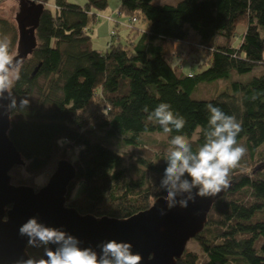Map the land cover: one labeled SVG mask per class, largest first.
Returning a JSON list of instances; mask_svg holds the SVG:
<instances>
[{"label": "trees", "instance_id": "16d2710c", "mask_svg": "<svg viewBox=\"0 0 264 264\" xmlns=\"http://www.w3.org/2000/svg\"><path fill=\"white\" fill-rule=\"evenodd\" d=\"M37 1L44 10L36 46L11 88L17 104L29 99L26 108L10 111L8 137L23 160L9 171L11 182L38 190L42 186L35 180L49 178L65 159L75 168L67 206L97 218H128L167 193L162 181L173 136H185L194 153L203 145L206 105L212 104L240 123L236 140L246 153L230 172V189L212 206L202 232L189 241L199 252L186 246L176 264H264V0H181L174 5L121 0L118 14L129 18L124 27L135 30L130 19H136L146 28L133 43L129 36L120 40L113 28L109 37L117 39L105 51L91 48L85 30L91 19H99L92 9H105L107 0H87L82 6L54 0L51 7ZM239 24L245 30L234 47ZM4 35L13 55L16 24L0 15ZM218 81H227L230 93H218ZM201 86L214 91L209 98L194 99L192 92ZM160 103L184 118L181 131L164 133L149 119ZM147 134L166 140L150 144L143 141ZM102 138H110L117 151L99 144ZM128 146L140 147L138 155L120 153ZM252 160L258 166L243 171ZM26 251L39 259L44 248L28 245Z\"/></svg>", "mask_w": 264, "mask_h": 264}, {"label": "water", "instance_id": "95a60500", "mask_svg": "<svg viewBox=\"0 0 264 264\" xmlns=\"http://www.w3.org/2000/svg\"><path fill=\"white\" fill-rule=\"evenodd\" d=\"M17 1L14 16L17 42L12 56L19 61L20 67L35 49V30L44 4L37 0ZM9 103L5 93V98L0 100V264H17L29 258L27 237L19 234V228L30 218L68 232L80 240L78 246L81 249L91 248L98 256L103 242L116 240L131 244L133 253L141 257L140 264H176L187 243L204 229L214 203L231 187L229 182L227 188L207 198L197 196V189L177 191L171 210L164 200L166 193L150 208L124 219L80 214L74 207L66 205L67 187L75 178V168L68 160L58 161L47 183L38 190L11 184L9 171L22 166L23 160L8 137ZM189 196L194 197L195 202L188 200ZM182 201H187V208H181ZM161 211L165 213L162 216ZM50 247L54 250L55 246Z\"/></svg>", "mask_w": 264, "mask_h": 264}, {"label": "clouds", "instance_id": "9594fccd", "mask_svg": "<svg viewBox=\"0 0 264 264\" xmlns=\"http://www.w3.org/2000/svg\"><path fill=\"white\" fill-rule=\"evenodd\" d=\"M103 16V15H99ZM11 41L8 36H0V100L5 93L10 100L8 111L24 109L29 99L19 100L12 95L11 88L19 79V61L9 51ZM209 112L208 128L205 130V142L193 152L187 138L175 135L170 140L167 150V167L162 185L166 187L164 200L171 210L177 191L191 192L197 189L196 195L201 198L214 197L229 186V176L246 153V148L237 145L236 137L241 132V125L233 116L226 115L212 104L206 105ZM148 112L149 109H143ZM150 120L158 122L164 133L173 130L179 132L184 128L185 120L174 114L171 105L160 103L149 114ZM187 174L188 178H184ZM190 178V179H189ZM195 202V198L188 197ZM181 208H187V201L181 202ZM164 211L160 215H164ZM19 234L27 237V244L32 247H43V257H29L17 264H140L141 257L133 253L132 245L126 242L108 240L100 245L98 256L91 248L81 249L80 240L68 232L56 227L45 226L30 218L19 228ZM55 246L54 250L53 247ZM46 257V258H45Z\"/></svg>", "mask_w": 264, "mask_h": 264}, {"label": "rangeland", "instance_id": "374dc122", "mask_svg": "<svg viewBox=\"0 0 264 264\" xmlns=\"http://www.w3.org/2000/svg\"><path fill=\"white\" fill-rule=\"evenodd\" d=\"M47 1V6L51 7L53 5L54 0H46ZM69 3L77 4V5H84L87 0H66ZM181 0H153L152 4L153 5H174L180 2ZM121 0H107V6L105 9L97 11L95 9H92L93 13H98L103 16H110L113 18L115 22L118 23V25L114 23H109L103 18H99L96 21H93L92 19L90 20L89 24L86 27V33L90 37L91 41V48L98 50V51H105L107 49V45L110 41H114L117 39V36L113 37L112 39L109 37V31L114 28L116 34H118V37L122 41H126L127 37L129 36L130 39L128 40L129 42H135L138 41L139 38L142 36V28H146V23L142 20H139L137 23H134L132 25L135 30H128L124 27V25L129 26V18L125 17L124 15L118 14V9L120 6ZM18 9V1L17 0H3L2 1V7H0V15L6 18H10L12 21H14V16L17 12ZM116 26V27H115ZM244 25L239 24L236 27V37L231 40L232 46L237 47L239 44V38L244 31ZM110 46V45H109ZM183 71L187 73V65L183 66ZM218 86V93H230L229 89V84L228 82L224 81H218L217 82ZM214 91L212 86H201L199 89L194 90L192 92V97L194 99H206L209 98L210 94H212ZM144 139L143 141L149 142L150 144H157L160 142H164L166 140V137L160 134H147L143 136ZM111 140L110 138H102L99 140V144L102 146H105L107 148L113 149L117 151L115 146L110 145ZM140 147L137 146H128L126 148H123L120 153L124 154L125 152L127 154L124 155H129V153H133V157L138 155V150ZM261 152L264 153V146L260 149ZM140 155V154H139ZM129 161V158L127 159ZM253 163L251 164H244L242 168H245L243 171H247V173H250L251 168H255L258 166V162H255L252 160ZM247 167V168H246ZM55 171V170H54ZM52 175V174H51ZM50 175V176H51ZM134 177V176H133ZM11 178V177H10ZM49 178H46L45 176L39 177L35 180V183L37 186H44ZM11 181V179H10ZM14 186H29V185H24V184H13ZM33 187V186H29ZM187 248L194 251V252H199V248L197 243L194 242H188L187 243Z\"/></svg>", "mask_w": 264, "mask_h": 264}, {"label": "built area", "instance_id": "2783aa9c", "mask_svg": "<svg viewBox=\"0 0 264 264\" xmlns=\"http://www.w3.org/2000/svg\"><path fill=\"white\" fill-rule=\"evenodd\" d=\"M97 17H99V18H103L104 20H106V21L109 22V23H114V24L118 25V23L115 22V21L113 20V18L110 17V16H97ZM135 22H136V19H130V23H131V24H133V23H135ZM114 34H115L114 30H112V31L109 32V35H110V36H112V35H114ZM110 44H111V43L109 42L107 46L109 47ZM107 111H108V109H107Z\"/></svg>", "mask_w": 264, "mask_h": 264}, {"label": "crops", "instance_id": "0c3cea01", "mask_svg": "<svg viewBox=\"0 0 264 264\" xmlns=\"http://www.w3.org/2000/svg\"><path fill=\"white\" fill-rule=\"evenodd\" d=\"M144 30H145V28H142V29H141L142 34H143ZM244 30H245V27H244ZM243 33H244V31L242 32V34H243ZM242 34H241V35H242ZM231 45H232V43H231Z\"/></svg>", "mask_w": 264, "mask_h": 264}]
</instances>
